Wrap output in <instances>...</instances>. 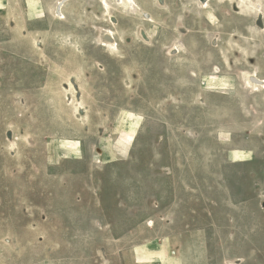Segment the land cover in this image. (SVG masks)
<instances>
[{
    "label": "rangeland",
    "instance_id": "obj_1",
    "mask_svg": "<svg viewBox=\"0 0 264 264\" xmlns=\"http://www.w3.org/2000/svg\"><path fill=\"white\" fill-rule=\"evenodd\" d=\"M60 1L0 0V264H264V0Z\"/></svg>",
    "mask_w": 264,
    "mask_h": 264
},
{
    "label": "bare ground",
    "instance_id": "obj_2",
    "mask_svg": "<svg viewBox=\"0 0 264 264\" xmlns=\"http://www.w3.org/2000/svg\"><path fill=\"white\" fill-rule=\"evenodd\" d=\"M68 0H61L59 2V9L57 11V18L59 19H65V15L63 13V7L64 4L67 2ZM99 4H101L104 7H108V2L107 0H96ZM119 4L124 8V10H128V9H134L136 5V1L135 0H118ZM136 9V8H135ZM149 22V21H148ZM103 45L105 47H115L116 46V39L112 34H109L106 36V42L103 43ZM111 55H113L111 53ZM250 81L255 83V86L258 87H264V81L263 80H259L257 78H255L253 75L250 76ZM251 82H249L250 85H253ZM258 84V85H257Z\"/></svg>",
    "mask_w": 264,
    "mask_h": 264
}]
</instances>
